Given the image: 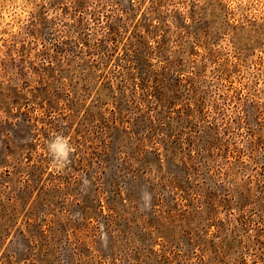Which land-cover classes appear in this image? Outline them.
<instances>
[{"label": "rangeland", "instance_id": "rangeland-1", "mask_svg": "<svg viewBox=\"0 0 264 264\" xmlns=\"http://www.w3.org/2000/svg\"><path fill=\"white\" fill-rule=\"evenodd\" d=\"M0 264H264V0H0Z\"/></svg>", "mask_w": 264, "mask_h": 264}, {"label": "clouds", "instance_id": "clouds-1", "mask_svg": "<svg viewBox=\"0 0 264 264\" xmlns=\"http://www.w3.org/2000/svg\"><path fill=\"white\" fill-rule=\"evenodd\" d=\"M48 148L54 157V164L57 167H63L68 161L69 154L74 150L68 140L62 136H57L55 140L48 145Z\"/></svg>", "mask_w": 264, "mask_h": 264}]
</instances>
